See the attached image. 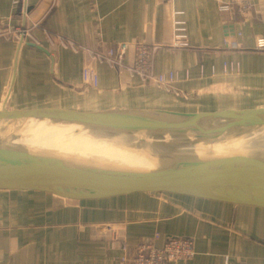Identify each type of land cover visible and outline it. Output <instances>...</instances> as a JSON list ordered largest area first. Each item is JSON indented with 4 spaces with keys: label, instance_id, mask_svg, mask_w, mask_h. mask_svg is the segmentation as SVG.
<instances>
[{
    "label": "crops",
    "instance_id": "1",
    "mask_svg": "<svg viewBox=\"0 0 264 264\" xmlns=\"http://www.w3.org/2000/svg\"><path fill=\"white\" fill-rule=\"evenodd\" d=\"M242 1L0 0L2 30L31 27L19 39L0 37V107L8 100L24 112L146 113L182 134L206 118L231 117L218 112H262L264 0H248L246 14L238 10ZM227 3L233 10H222ZM178 19L186 21L189 46H163ZM133 41L160 44L154 68L174 73V90L90 55ZM87 67L97 85L85 81ZM156 233L158 246L170 236L195 241L192 258L170 264H264L262 207L186 195L79 201L0 190V264H120L123 244Z\"/></svg>",
    "mask_w": 264,
    "mask_h": 264
},
{
    "label": "water",
    "instance_id": "2",
    "mask_svg": "<svg viewBox=\"0 0 264 264\" xmlns=\"http://www.w3.org/2000/svg\"><path fill=\"white\" fill-rule=\"evenodd\" d=\"M216 114L238 117L244 113ZM9 116L20 121H78L117 128L137 118L149 121V114L138 112H24L10 107L7 100L0 107V128ZM245 120L264 124V118ZM150 125L157 130L167 129L153 122ZM0 190L42 192L79 201H149L186 195L264 208V158L236 154L227 161L178 164L147 155L79 158L0 142Z\"/></svg>",
    "mask_w": 264,
    "mask_h": 264
},
{
    "label": "rangeland",
    "instance_id": "3",
    "mask_svg": "<svg viewBox=\"0 0 264 264\" xmlns=\"http://www.w3.org/2000/svg\"><path fill=\"white\" fill-rule=\"evenodd\" d=\"M244 117L264 118V111L225 119L206 118L199 122L201 126L189 128L188 134L176 133L177 129L171 127L154 131L155 128L140 121L107 128L78 121L31 119L20 121L15 135L4 143L79 158L140 153L178 164L227 161L236 154L264 158V124L243 121ZM170 121L186 120L172 118Z\"/></svg>",
    "mask_w": 264,
    "mask_h": 264
},
{
    "label": "built area",
    "instance_id": "4",
    "mask_svg": "<svg viewBox=\"0 0 264 264\" xmlns=\"http://www.w3.org/2000/svg\"><path fill=\"white\" fill-rule=\"evenodd\" d=\"M233 6L232 3H227L222 5L221 8L224 11L227 9L233 10ZM251 8L252 4L248 0L242 1L238 6L239 12L243 14L248 13ZM0 21H2L1 15ZM30 31L31 27L24 26L3 30L0 28V37L19 39L21 35H30ZM263 45V41H260L259 47L262 48ZM163 46L172 48L189 46L185 20H176L172 41ZM159 47L160 44L146 41L124 42L106 51H90V55L101 62L105 61L112 66L118 67L131 76H138L146 83L174 90L176 80L174 73L166 74L155 71L154 55ZM85 81L92 82L93 85L98 84L99 77L95 70L90 67L85 69ZM158 238H160V234L156 233L154 237L142 239L136 244H123L125 252L120 258V264H170L180 259L192 258L196 253L193 237L170 236L161 246L156 245L155 241Z\"/></svg>",
    "mask_w": 264,
    "mask_h": 264
},
{
    "label": "bare ground",
    "instance_id": "5",
    "mask_svg": "<svg viewBox=\"0 0 264 264\" xmlns=\"http://www.w3.org/2000/svg\"><path fill=\"white\" fill-rule=\"evenodd\" d=\"M19 122L16 117L9 116L5 119L0 128V142H5L11 139L19 127ZM118 157H126L125 155H115Z\"/></svg>",
    "mask_w": 264,
    "mask_h": 264
}]
</instances>
